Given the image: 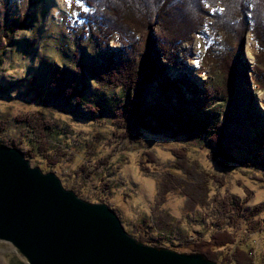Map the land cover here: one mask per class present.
<instances>
[{"label": "rangeland", "instance_id": "1", "mask_svg": "<svg viewBox=\"0 0 264 264\" xmlns=\"http://www.w3.org/2000/svg\"><path fill=\"white\" fill-rule=\"evenodd\" d=\"M245 1L229 0V10L224 7L228 0L171 1L162 10L163 21L159 16V27L168 39L180 31V47L175 40L167 41L171 49L177 48L171 50L177 54L168 58L153 46L146 66L153 68V76L161 69L158 80L149 79L145 68L127 67L133 78L140 72L147 85L138 97L144 98L138 116L150 107L164 106L176 128L179 123L174 121L182 118L181 110L197 122L179 136L165 130L142 133L133 124L126 128L129 95L120 103L115 101L123 89L104 75L108 58L116 56L112 54L119 45L116 38L102 45L94 33L93 37L81 30V34L70 33L73 17L65 0H39L0 59V115L10 119L7 129L0 122L5 129H1L0 144L23 134V125L16 123L20 117L41 110L51 127L55 125V136L50 134L55 153L62 150L65 155L50 158L54 164L46 167L51 162L39 149L35 157L28 152L36 144L25 141L17 147L26 152L32 165L55 171L64 185L84 198L107 202L131 234L138 238L146 234L161 245L211 254L220 264H236L239 259L243 264H262L264 172L252 169L264 171V0H253L255 6L249 2L248 10H244ZM257 4L260 13L254 17ZM156 18L153 14L148 25L152 36L147 42L154 43L153 35L157 38ZM237 32L241 38L234 51ZM132 55L136 63L140 54ZM229 63L235 64L233 93H210L208 85L213 90L224 76L226 82ZM79 95L87 104L77 101ZM207 99L209 105L204 106ZM129 119L139 123L135 115ZM220 129L221 143H217L213 137ZM185 152L195 164L190 159L188 163ZM185 171L190 173L189 181H201L205 198L196 210H189L183 189L177 188L185 180ZM253 225L259 226L258 234ZM235 252L242 257L235 258ZM18 260L28 264L10 241L0 240V264H19Z\"/></svg>", "mask_w": 264, "mask_h": 264}, {"label": "water", "instance_id": "2", "mask_svg": "<svg viewBox=\"0 0 264 264\" xmlns=\"http://www.w3.org/2000/svg\"><path fill=\"white\" fill-rule=\"evenodd\" d=\"M0 240L28 264H220L203 252L144 242L105 201L66 187L26 152L0 144Z\"/></svg>", "mask_w": 264, "mask_h": 264}, {"label": "trees", "instance_id": "3", "mask_svg": "<svg viewBox=\"0 0 264 264\" xmlns=\"http://www.w3.org/2000/svg\"><path fill=\"white\" fill-rule=\"evenodd\" d=\"M38 1L39 0H0V59L2 58V54L5 52V49L8 43L10 42L11 38L14 36L15 32L19 30V28H21L22 25H24L26 17L27 16L30 17L32 15V8H34V5H36ZM171 1L177 2L178 0H79V2L78 0H65L66 7H68L73 17L71 19L72 24L69 27V29L72 31L70 33L79 32V34H81L80 32L83 31V33L87 35L86 37L92 36V33H94L95 36L97 37V40L102 45L104 44L108 45V42L111 40V38L112 39L114 37L116 38V41L118 42L119 45H117L118 47L116 49L112 50V54L116 53V56L112 58L110 57L108 58V62L105 65L106 66L105 70H107V72L104 75L108 78L109 83L110 82L115 83L116 85H118V87L121 86V88L124 90V91L122 90L118 98L117 97L115 98V101L120 103V101L123 100L124 96L129 95L128 101H130V104H129L130 111L128 112L129 113L128 117L125 120L126 128H129L127 126L128 124H131V126L133 124L134 127L137 126L140 129L139 130L140 132L143 133L144 132L143 130H145L151 135L157 134L158 131L165 130V131H169L173 133L174 135L180 136V132L186 133L188 131L187 129L190 126V123H192L193 126H195L197 123V122L193 123L192 119L188 117L187 114H185L183 110H181V111H178V113H179V116L182 118L178 119V122L177 120L174 121V123H179L178 124L179 126L177 127L178 129H177L176 125L170 124L169 120L170 119L172 120L173 115H170L166 112L168 110L166 107L164 108L163 104H161L163 106L161 107V109L150 107L146 109L145 112H142L138 116L137 112L139 110V107L143 105L144 103V102L142 103L144 98H140L138 100V97L139 95L141 96V93H144V91L147 88V85L144 84L145 83L144 78L143 77L142 79L140 78L141 76L140 72L135 73L137 77L133 78L126 71V70H129L127 69L128 65H130L131 68L137 67V69L138 68L140 69L142 67L143 69L145 68L146 70H148L147 76L149 77V79L151 76L152 78H155L156 80H158L156 77L162 74L161 69L158 68L157 69L158 75L153 76V73L151 72V70L153 71V68L151 67L150 69L149 65L146 66V63L150 59V53L152 52L151 49L153 48V46L155 47V44H156L158 49L160 48L162 55L163 56L166 55L168 58H173L174 55L177 54L175 52H171V50H177V48L180 47V45L183 43V40L180 39L179 34H178L180 31L173 33V38L168 39L166 36H164V32L159 27V26H162V22L160 21L159 16H162V21H163L164 18L162 15V10H164L165 7H167V5H169ZM245 2L247 5L244 6V10H248L249 8L248 3L253 2V0H247ZM224 7L228 8L229 10V7H231L230 2L228 6L225 5ZM255 9L256 10L253 13L254 17H256L260 13V8L258 4L256 5ZM24 12L26 13L25 18H24ZM153 14L157 16L156 20H158L157 21L158 26L155 25L154 31H156L157 38L159 40H157V38L153 35L155 41L154 43H151V41L147 42L150 36H152V31L150 32L148 25H150L151 23ZM262 14H263V9L261 11V15ZM119 18L121 19L123 18V20L121 19L118 20ZM245 18L248 21L247 24H249L248 17L246 16ZM234 20L235 18L233 19V21ZM248 26L249 25H247V28L249 29V27L251 26L249 27ZM243 28L244 30H246V26H243ZM233 30H234V27H232V31ZM241 31H242L241 36H243L244 35L243 30L241 29ZM241 36L238 34V32L233 36V37H236V40L233 42L237 43L236 48H234V51H237V48L239 47ZM170 40H175V42H177V48L174 49V46H173V49H171V47L167 43V41H170ZM147 43H148V46H147ZM234 45L235 44L232 43V46ZM134 53H137L138 55L140 54L139 57L136 59L137 61L136 63L132 60V56H133L132 54ZM118 59H120V62H119L120 64L118 65L120 67L116 68ZM233 64L234 63H229L226 69V73H225L227 77L226 82H225V76H224V81L223 83L220 84V86H215L213 90L211 88L212 86L211 87H209L210 85L207 86L208 87L207 89L210 91V93L219 92V93H222L223 95H225L224 92H226V94L233 93V88H234L233 83L235 82L234 66L235 64L237 65V63L235 62L234 66ZM159 67L162 68L160 65ZM132 74L135 77V74L133 72ZM239 77H240V73H239L238 78ZM165 82L167 83V80ZM131 92H132V95L129 94ZM74 96L75 95H68L69 98H73ZM77 99H78L77 101H82L85 104H87L86 98L79 95ZM209 100L210 99L204 100V106L209 105ZM90 105L91 103L89 102V106ZM120 114H123V113H120ZM218 114L223 115V112L218 110ZM132 115L139 117V121H138L139 123L137 122L133 123L132 121H130L131 119L129 118ZM47 120L49 119L45 117L44 112L41 110L30 112L28 113V116L26 117L24 116L23 118L20 117L19 120L16 121V123H21L23 125L21 126L22 131H24L23 134H20V136L16 137V139H13V137L6 138V141L1 144H6V142H8L9 144H6V145L18 146L17 143L18 144H20V142L24 143L25 141H26L25 143L27 144L28 143H31L33 145L36 144L35 146L37 147H35V149L31 150L32 148H30V150L28 151L29 153L33 154L30 156L35 157L37 154H39V152L36 150V149H39L46 156L47 160L51 162V164H47L45 162L47 165L46 167L54 164V161L53 160L50 161V158L58 159L60 158V156L63 157L65 153L62 152V150L55 153L54 147L56 143H52L50 139V134H54V136L56 134V130L54 131L55 125L52 124V127H51L50 122ZM9 121L10 119L5 118L3 116V113L0 115V122L3 123L2 125H4L6 129L10 126L8 125ZM215 122L216 120L213 121L212 123L214 124ZM51 123H54V122H51ZM4 127L3 126L0 127L1 134H3L1 132L2 131L1 129L2 128L4 129ZM220 127L223 128L224 125L221 124ZM221 131H223V129H220L218 135H215L213 137V139H216L217 143H221L220 141ZM174 132H177V133H174ZM56 140L60 141V139H56ZM146 152L148 154L151 151H146ZM190 154H193V153H190ZM185 155H187L188 163H190L191 161L192 164H195L188 157L187 152H185ZM228 161H230L229 158H228ZM169 166L170 168H172L171 165ZM231 167L232 166L229 165L227 168L230 169ZM214 168L217 169V167H214ZM43 169L46 170L44 166H43ZM252 170H254V172H260V171L264 172L263 170L256 169V168ZM228 172L230 173V170ZM185 174L186 175H183L185 177V180L180 181V185L177 186V188L183 189V191L182 190L180 191L182 192V194H184L183 197L184 199H186V204L188 205L189 210H192L193 208L194 210H196V207L199 205V203L200 205L203 204V201H204L203 199L205 198V197L202 198V194L200 191V189H202L201 181L199 179L196 181V184H194V182L188 180L190 173L185 171ZM160 180L161 179H159L158 177L156 183L159 184ZM77 194L83 197L79 192H77ZM234 199L235 198L231 196V203H234L233 202ZM163 200L164 199L160 201L162 202ZM92 201H96L95 198H93ZM237 201L239 202V205L242 204V202L239 199ZM215 205L216 206L218 205L217 201L215 202ZM252 214L255 215L256 210L255 212H252ZM244 217L246 218L245 215ZM253 227L256 228L255 232L256 234H258L259 230L257 228L259 226L253 225ZM261 232H264V227L262 228ZM139 239L147 243L161 245L160 241L151 240L147 238L146 234H140ZM228 242H230V240L227 241L226 243ZM218 245H222V244H218ZM247 246L245 248H247ZM245 248H243L242 250L243 252H245V254H247L248 250H246ZM179 250H183V249H179ZM262 250L264 249L261 248V251ZM190 251L201 252L198 250H190ZM239 252L241 253L242 251H239ZM240 253L235 252L234 254L235 258H237ZM205 254L209 258L214 259L211 256V254L210 255H208L207 253ZM262 254L264 255V252ZM241 257L242 256L240 255V257H238L237 259ZM260 261L262 262V264H264V259ZM14 262L15 261H13L12 264ZM18 263L24 264L23 262L19 260H18ZM236 264H243V262L239 259V260H236Z\"/></svg>", "mask_w": 264, "mask_h": 264}, {"label": "bare ground", "instance_id": "4", "mask_svg": "<svg viewBox=\"0 0 264 264\" xmlns=\"http://www.w3.org/2000/svg\"><path fill=\"white\" fill-rule=\"evenodd\" d=\"M157 40H159L158 38H157ZM160 46V45H159ZM170 84V83H169Z\"/></svg>", "mask_w": 264, "mask_h": 264}, {"label": "snow or ice", "instance_id": "5", "mask_svg": "<svg viewBox=\"0 0 264 264\" xmlns=\"http://www.w3.org/2000/svg\"><path fill=\"white\" fill-rule=\"evenodd\" d=\"M78 2H79V0H78Z\"/></svg>", "mask_w": 264, "mask_h": 264}]
</instances>
